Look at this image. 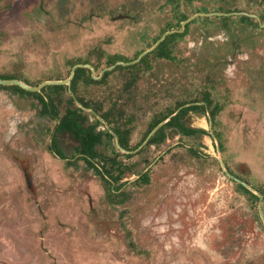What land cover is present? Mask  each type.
Segmentation results:
<instances>
[{"label": "rangeland", "instance_id": "rangeland-1", "mask_svg": "<svg viewBox=\"0 0 264 264\" xmlns=\"http://www.w3.org/2000/svg\"><path fill=\"white\" fill-rule=\"evenodd\" d=\"M261 23L264 0H0V75L86 68L42 88L54 117L0 87V264H264ZM105 123L130 149L81 137Z\"/></svg>", "mask_w": 264, "mask_h": 264}, {"label": "trees", "instance_id": "trees-1", "mask_svg": "<svg viewBox=\"0 0 264 264\" xmlns=\"http://www.w3.org/2000/svg\"><path fill=\"white\" fill-rule=\"evenodd\" d=\"M167 40H168V39H165V40L159 45V47L157 48V51L162 50V53L166 54L165 51H164V49L166 48L165 45H166V43H167ZM146 60H147V56H145V57L142 59V62H143V61H146ZM116 61H117V60L112 61V63H114V62H116ZM85 72H86V68H84V67H79V68H77V70H76V72H75V75H74V77H73V79H72V82H71V88H72V90L75 89V85H76V82H77L78 78H79L80 76H82V74L85 73ZM0 77H1V78H4V79H8V78H19V79H21V77H19V76L0 75ZM90 80L93 81V82H97V80H96L93 76H91V74H90ZM0 87H6V88L14 89V90L19 91V92H24V93H28V94L35 95V96H37V97H39V98L41 99V101H42V103H43V111H45V112L51 114L52 117H54V115H55V116L58 115V113L55 111V107H54V103H53L54 101L52 100L51 97H49V99L46 98L45 95H44V93H43L42 91H40V92L28 91V90L22 88L21 86H19V85H15V84H13V85H8V86H4V85L0 84ZM205 96H206V97H205ZM205 96H204V100H207V102H209V100L211 99L210 96H209V94L206 93ZM202 107H205V108L207 109L206 105H202ZM77 108H79V107H77ZM79 109H80V108H79ZM173 112H174V111H172L171 113H173ZM171 113L165 115V116L163 117V119H160V120L156 121V122L151 126L150 131L153 130V128H155V127H156V126H157L162 120H164L165 118L169 117V115H170ZM65 117H67V115H65ZM104 118L106 119V121H107V123H108L109 125H110L111 123H116V122H114V117H112L113 119L110 118V113L104 114ZM174 119H175L174 117L171 118L167 124H171V123H173V122H174ZM69 122H70V121H69V120H66V119H64L63 122H62V118H61L59 124H61L62 127L66 126V127L70 128V127H71L70 124H67V123H69ZM167 124L165 123L163 126L159 127L158 130L155 132L154 136H152V137L150 138V140L154 139L156 136H158L160 133H162V132L164 131L165 125H167ZM82 130H83L82 133H80L81 137L83 136V138H84L85 140L87 139L89 142H90L91 140H96L97 136L101 138V136H102L103 134H106L107 136H109V137H111V138H113V136H114L110 131H107V130H106V131H98V130L96 129L95 126H93L92 128H87V129H82ZM112 130H113V132H114V133L117 135V137H118V143H119L122 147H124V148H126V149H128V148L130 149V147L127 146V142L125 141V138H123V132H122V130H121V127L118 126L117 124H113V126H112ZM99 140H100V139H99ZM56 144H57L56 142H53V143H52V146H51V149H52L55 153H58L59 156L64 157V158L67 157L66 153L63 152L62 150H60V149H59L60 147L58 148V145H56ZM55 145H56V146H55ZM93 146H95V145H93ZM93 150H94V148L92 149V148H91L90 146H88L87 144H83L82 156H83L87 161H89L90 163L94 164V166H95L96 163H95L93 160H91V158H93V157H91V156L89 155L90 152L93 153ZM98 169H99V168H98ZM102 175H103V177H104V174H102ZM104 179H105V177H104ZM139 179H143L145 182H148V181H149V175H148V173H144V174H142V175L139 177ZM105 180H106V179H105ZM238 185L241 186V187H242L243 189H245L246 191H248V192L251 193V191H250V190H249L244 184H242V183H238Z\"/></svg>", "mask_w": 264, "mask_h": 264}, {"label": "water", "instance_id": "water-1", "mask_svg": "<svg viewBox=\"0 0 264 264\" xmlns=\"http://www.w3.org/2000/svg\"><path fill=\"white\" fill-rule=\"evenodd\" d=\"M146 52H147V51H146ZM146 52H145V53H146ZM117 64H128V63L119 61V62H116L113 66H111V67H109V68H106V70L115 67ZM78 66H82V65H76V66L73 68V71H72V73H71L70 78H69V79H66V80H49V81H45V82L41 83V84L38 85V86H32V85H30V84H28V83H26L25 81L20 80V79H4V78H1V77H0V84H2V85H13V84H15V85H19V86H21L22 88H24V89H26V90H28V91H35V92H40L44 86L49 85V84H68L69 87H70L71 79L73 78L74 73H75V69H76V67H78ZM92 70H93V68H92ZM160 125H161V124H160ZM160 125H159V126H160ZM159 126H158V127H159ZM158 127H157V128H158ZM157 128H156V129H157ZM154 131H155V130H154ZM152 133H153V132H152ZM152 133H151V134H152Z\"/></svg>", "mask_w": 264, "mask_h": 264}, {"label": "flooded vegetation", "instance_id": "flooded-vegetation-1", "mask_svg": "<svg viewBox=\"0 0 264 264\" xmlns=\"http://www.w3.org/2000/svg\"><path fill=\"white\" fill-rule=\"evenodd\" d=\"M239 13L242 15V17H245V19H252V18H253V17H252L253 14L246 13V12H239ZM228 14H229V13H221L220 15H228ZM261 26H264V24L261 23ZM168 120H169V119H168ZM164 124H165V123H164ZM164 124H162V125H160V126L157 125V126L154 128L155 131L153 130V133L155 134V132L158 130V128L161 127V126H163ZM105 125L107 126L106 130H107V131H110V132L114 135L115 133L113 132V130H111V129L109 128L108 124L105 123ZM158 126H159V127H158ZM157 127H158V128H157ZM156 128H157V129H156ZM106 130H104V131H106ZM153 133L151 134L152 136L154 135ZM152 136H151V137H152ZM151 137H150V138H151ZM113 138H114V136H113ZM127 146H129L128 143H127ZM125 149H126V148H125ZM60 157H61V156H60ZM62 158H64V157H62ZM65 158H66V157H65Z\"/></svg>", "mask_w": 264, "mask_h": 264}]
</instances>
